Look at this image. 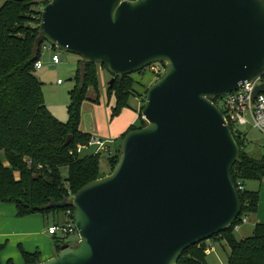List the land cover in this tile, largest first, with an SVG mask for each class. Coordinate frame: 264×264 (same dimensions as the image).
Instances as JSON below:
<instances>
[{
  "label": "water",
  "instance_id": "95a60500",
  "mask_svg": "<svg viewBox=\"0 0 264 264\" xmlns=\"http://www.w3.org/2000/svg\"><path fill=\"white\" fill-rule=\"evenodd\" d=\"M43 43L81 69L104 67L109 87L152 64L165 71L112 172L49 203L72 207L78 241L38 264H177L237 220L239 148L214 100L263 74L264 0H51L35 50Z\"/></svg>",
  "mask_w": 264,
  "mask_h": 264
},
{
  "label": "trees",
  "instance_id": "16d2710c",
  "mask_svg": "<svg viewBox=\"0 0 264 264\" xmlns=\"http://www.w3.org/2000/svg\"><path fill=\"white\" fill-rule=\"evenodd\" d=\"M50 1L0 0V202L15 205L19 218L68 211L66 217L72 219V207L48 209L49 203L68 199L69 193L74 195L88 183L110 174L121 154L119 144L118 151L107 159L110 172L103 174L99 169L100 154L80 157L76 153L78 147L94 139L79 129V123L87 88L96 86L97 65L83 64L82 71L79 64L65 123L55 119L44 105L41 83L34 70L42 46L36 51L34 42L41 10ZM132 75L117 77L112 87L107 86V96L113 95L115 100L111 118L119 116L127 108L129 99L137 95ZM142 108L143 104L138 124L128 128L120 143L127 133L144 127ZM69 135L70 143L65 146ZM233 137L239 148V158L231 169V177L239 194L241 213L230 227L209 240L225 242L230 251L227 264H264V224H255L248 238L237 240L234 236V227L240 224L242 216L255 213L259 199L258 191H239L238 183L242 187L246 180L262 183L264 156L260 159L249 157L244 151V140L234 134ZM62 167L67 168L66 178L61 176ZM207 241L186 249L177 264H206ZM60 249L58 245L56 251ZM21 255L25 264L39 263V253L22 250Z\"/></svg>",
  "mask_w": 264,
  "mask_h": 264
},
{
  "label": "rangeland",
  "instance_id": "374dc122",
  "mask_svg": "<svg viewBox=\"0 0 264 264\" xmlns=\"http://www.w3.org/2000/svg\"><path fill=\"white\" fill-rule=\"evenodd\" d=\"M44 46H48V44L43 43L41 47L40 61L43 62V68L35 71V76L41 83L45 107L55 119L61 123H65L68 119L67 108L70 102V91L75 86L74 78L78 72V57L56 49L54 52L59 55L60 64L52 65L49 62L53 51H47L44 49ZM132 78L135 81L133 84V90L137 93L136 97L138 98L142 95L143 102L146 95L145 91H147L152 83L159 79L151 75L147 68L137 74H133ZM58 79L61 80L62 84L57 83ZM110 79L111 76L109 73L105 69L99 67L96 75V86L87 88L86 98L81 104L79 129L82 132H92L94 136H98V133L95 132L96 126H98L97 131H99V129H106L108 132L113 131V122L116 117L111 118L110 115L111 107L114 106L115 100L113 95L109 97L106 94ZM149 81H151L150 85H141L142 83H147ZM221 98H224V96H221ZM143 102L142 104L144 105ZM129 103H133V98H130ZM219 108L222 109L221 104H219ZM240 132L245 134L246 143L244 151L247 155L253 159H260L263 157L264 133L248 126L240 127ZM92 150L93 149L83 150L80 157L89 156ZM107 159L108 155L100 153L99 169L103 174L110 172V166ZM2 161L6 165V162L3 159ZM60 173L62 177L66 178L67 168L62 167ZM257 184V180H246L243 182V187L248 191L251 189L255 190L254 186ZM57 215L58 217L56 218L55 216L54 221L58 224H63L68 219H66L62 213ZM250 216L251 215L247 216L248 221L246 224L240 226L237 231H234V236L237 240H243L252 235V233H250L252 229L249 220ZM49 217H52V213L49 214ZM77 241V234H73L65 237L63 243L71 247H76ZM207 243L208 246H212L214 250L206 255V264H227L230 252L227 245L221 241L209 240Z\"/></svg>",
  "mask_w": 264,
  "mask_h": 264
},
{
  "label": "crops",
  "instance_id": "0c3cea01",
  "mask_svg": "<svg viewBox=\"0 0 264 264\" xmlns=\"http://www.w3.org/2000/svg\"><path fill=\"white\" fill-rule=\"evenodd\" d=\"M79 61L78 58V67L80 64ZM49 63L52 64L51 59ZM98 69L99 67L97 66V70ZM142 84L150 85L151 81ZM142 102V95L138 98L133 97L132 104L128 101L127 108L123 109L119 116L115 118L112 132H108L106 129H99V131H97L98 126H96L95 132L98 133V136H94L92 132H87V134L93 136L94 139L111 141L109 146L112 154L115 153L120 144L122 135L130 126L138 124ZM254 187L255 190L251 189L250 191H258L259 199L255 213L251 214L249 217L252 228L250 233H252L255 224H264V183L258 182ZM62 215L66 217L64 213H62ZM55 216L56 218L58 217L57 214H52V217H49V215L33 214L19 218L17 217L15 205L0 202V246L2 247L0 252V263L6 264V262L11 261L13 264H25L21 255L22 250L30 254L39 253V262H44L57 255L58 252L56 251V247L58 245L61 247L64 246V239L59 235H49L47 233L48 227L56 223L54 221ZM206 244L208 248V252H206L207 255L214 249L212 246H208V243Z\"/></svg>",
  "mask_w": 264,
  "mask_h": 264
},
{
  "label": "built area",
  "instance_id": "2783aa9c",
  "mask_svg": "<svg viewBox=\"0 0 264 264\" xmlns=\"http://www.w3.org/2000/svg\"><path fill=\"white\" fill-rule=\"evenodd\" d=\"M53 48L54 47L49 44L48 46H44V49L47 51H53L51 63L53 65H58L60 63V58L59 55L54 52ZM42 66V62L39 60L35 63L34 70L38 71L42 68ZM147 69L155 78L161 77L165 71L164 65L158 63L150 65ZM57 83L61 84V80H58ZM258 85L264 86V72L254 81L241 85L238 90L225 95L224 98L218 97L214 100L215 106L222 113L225 124L229 127V129L230 127L232 128V130L230 129L232 135L234 134L241 137L245 143V134L240 132V127L248 126L264 133V94L259 93L253 97L254 90ZM219 104H221L222 109L219 108ZM109 144H111V141L93 139L88 144L78 147L76 149V153L81 154L85 149H93L90 155L95 156L97 154L104 153L109 156L112 154ZM2 163L4 166L7 165H5L4 162ZM262 182L264 183V179ZM243 189L244 188L238 183V190L243 191ZM71 197L72 195L69 193L68 199ZM65 215H69V212L67 211ZM246 223L247 216H242L240 224L234 227V231H237L240 226ZM47 233L49 235H59L63 238L68 237L69 235L77 234L73 218H68L63 224L56 223L49 226Z\"/></svg>",
  "mask_w": 264,
  "mask_h": 264
}]
</instances>
